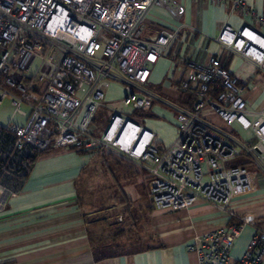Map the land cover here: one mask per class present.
<instances>
[{
  "label": "built area",
  "instance_id": "obj_1",
  "mask_svg": "<svg viewBox=\"0 0 264 264\" xmlns=\"http://www.w3.org/2000/svg\"><path fill=\"white\" fill-rule=\"evenodd\" d=\"M201 1L230 2L255 20L259 30L225 25L216 41L264 73V19L243 0ZM154 7L175 19L186 11L179 0H0V105L8 100L13 109L0 125V211L22 192L41 155L58 149L113 153L144 172L153 211L203 203L230 217L228 225L188 245L198 264H264V230H256L240 259L230 256L243 227L252 225L236 219L231 201L251 191L254 175L228 164L244 155L264 174V111L248 108L238 77L215 56L205 66L180 59L173 69L181 73L178 90L187 103L174 107L176 137L167 147L131 120V112L166 104L148 79L177 33L144 35ZM111 85L124 92L118 107L104 97ZM100 110L108 115L105 130L97 123ZM211 115L224 129L213 126ZM234 124L251 138L235 136Z\"/></svg>",
  "mask_w": 264,
  "mask_h": 264
},
{
  "label": "crops",
  "instance_id": "obj_2",
  "mask_svg": "<svg viewBox=\"0 0 264 264\" xmlns=\"http://www.w3.org/2000/svg\"><path fill=\"white\" fill-rule=\"evenodd\" d=\"M243 1L264 19V0ZM179 2L186 9L180 19L162 7H154L144 23L145 36L158 29L177 33L167 52L151 67L148 79L150 87L166 104L155 103L142 111L143 126L165 147L176 137L174 107L187 103L186 96L178 90L181 73L173 69L180 59L205 66L211 57H217L245 87L248 108L264 111V73L216 41L225 25L236 30L243 25L259 30L255 20L233 10L230 2ZM104 97L118 107L124 92L120 86L111 85ZM94 158L90 153L58 149L33 161L22 192L0 211V264H198L188 245L197 235L230 222V217L203 203L178 211H153L147 202L152 242L128 253L97 260L91 245V222L104 223L106 217L95 218L100 208L91 205L94 201L82 202L80 197L82 175ZM249 171L254 175L251 191L231 201L236 219L252 224L245 225L235 240L230 251L234 260L246 252L256 230H264V174L253 166Z\"/></svg>",
  "mask_w": 264,
  "mask_h": 264
},
{
  "label": "rangeland",
  "instance_id": "obj_3",
  "mask_svg": "<svg viewBox=\"0 0 264 264\" xmlns=\"http://www.w3.org/2000/svg\"><path fill=\"white\" fill-rule=\"evenodd\" d=\"M13 109L9 101L0 105V125L9 120ZM142 113L131 112V120L143 126ZM107 113L100 110L97 123L105 130L108 126ZM13 121H23L15 116ZM213 126L224 129L225 125L215 115L209 117ZM235 136L241 139L251 138L250 131H242L232 125ZM139 168L127 158L113 154H96L82 175L80 197L82 202L94 201L98 207L95 218L105 221H92L91 237L96 242H103L110 251L131 252L152 242V233L147 225V191ZM206 170V167H203ZM94 219V218H93ZM97 246V245H96Z\"/></svg>",
  "mask_w": 264,
  "mask_h": 264
},
{
  "label": "trees",
  "instance_id": "obj_4",
  "mask_svg": "<svg viewBox=\"0 0 264 264\" xmlns=\"http://www.w3.org/2000/svg\"><path fill=\"white\" fill-rule=\"evenodd\" d=\"M134 113L135 114H140V113H142V111L134 112ZM228 166L229 167H244V168H247L248 170H250V167L252 166V163L248 160V158L246 156L241 155L239 158L234 160L232 163L228 164ZM138 170L141 173H143L142 174L143 183H144L146 191H147L148 188H147V182H146V179H145V174H144V172L141 169H138ZM147 201H148V199H147ZM148 207L150 208L149 201H148ZM91 245H92V250L94 252L95 258L97 260L105 259V258H108V257H114V256H117V255L122 254V253H128V252L110 251L108 249L109 246H106V244H103V242H99V241L95 243L92 240V237H91Z\"/></svg>",
  "mask_w": 264,
  "mask_h": 264
}]
</instances>
